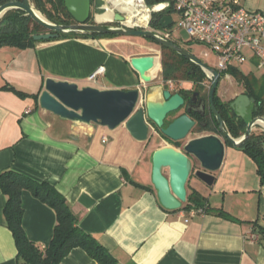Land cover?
<instances>
[{"label":"crops","instance_id":"0c3cea01","mask_svg":"<svg viewBox=\"0 0 264 264\" xmlns=\"http://www.w3.org/2000/svg\"><path fill=\"white\" fill-rule=\"evenodd\" d=\"M101 1L92 5L94 20L108 23L112 10L106 13L107 4ZM243 4L264 10V0H243ZM119 43L117 38L97 36L42 40L27 48L0 47V171L12 168L54 185L80 216V226L118 264H264L262 235L258 241L250 239L253 230L264 231V184L257 162L246 152L226 144L214 185L194 181L192 191L205 198L207 212L191 216L186 208L165 209L152 184L153 152L168 144L180 146L157 135L138 141L124 125L111 130L75 123L41 107L39 94L47 78L81 88H140L162 94L165 83L149 88L130 65L132 57L144 54H130ZM249 62L256 65L253 59ZM101 67L104 70L92 78ZM159 70L155 64L144 75L154 78ZM258 78L264 80V74ZM227 79L233 81L229 74L222 77L219 98L223 102L244 92L238 80L224 88ZM180 83L175 87H188ZM237 85L243 90L233 94ZM257 131L264 129L257 125L253 132ZM209 133L216 132H195L190 138ZM6 200L0 188V264H18L15 239L4 215ZM23 206L28 236L47 245L56 224L55 211L30 191L23 194ZM218 210L232 219L218 215ZM61 264L98 262L75 248Z\"/></svg>","mask_w":264,"mask_h":264},{"label":"water","instance_id":"95a60500","mask_svg":"<svg viewBox=\"0 0 264 264\" xmlns=\"http://www.w3.org/2000/svg\"><path fill=\"white\" fill-rule=\"evenodd\" d=\"M65 6L75 20L73 24H56L42 18L31 4L12 1L0 6V19L10 10L20 9L34 22L48 32L37 34V41L59 38L68 33L111 34L118 36H139L153 39L159 45L169 48L186 57L204 72L212 84L209 98L211 111L216 117L218 131L190 138L197 121L191 116V110L177 116L168 126L169 115L178 112L186 105L181 93L166 88L162 94L155 91L144 93L140 88L130 90H101L92 86L80 87L77 83L47 78L44 90L39 94L42 108L53 112L62 119L75 123L96 124L111 130L124 125L138 141H150L153 135L166 138L180 144L177 148L171 144L156 149L152 154V184L157 191L161 205L167 210H178L187 202V183L192 175L199 182L213 186L215 173L222 167L226 144L239 148L252 135L254 128L260 125L264 129V117L255 116L258 111L256 100L245 93L237 95L230 102V109L236 117L247 123L246 132L236 138L230 133L223 116L215 104V94L221 82V73L215 67L202 62L197 56L153 30L132 28L123 24L125 17L117 12L115 22L88 23L92 14L93 0H64ZM172 18L164 16L160 20L162 28H169ZM155 55L134 56L131 67L140 74L145 83L154 78H146L147 68L155 65ZM249 116V117H248ZM207 128V124H200Z\"/></svg>","mask_w":264,"mask_h":264},{"label":"trees","instance_id":"16d2710c","mask_svg":"<svg viewBox=\"0 0 264 264\" xmlns=\"http://www.w3.org/2000/svg\"><path fill=\"white\" fill-rule=\"evenodd\" d=\"M22 2L30 4L33 2L39 10L53 23L56 24H73L75 20L68 12L64 0H0V6L7 2ZM97 0H93V5ZM100 2V0H99ZM171 13L169 10L155 14L152 26L160 27L159 23L164 14ZM88 23H95L92 12ZM117 24V23H116ZM48 32L32 20V18L20 9L8 11L0 20V47L11 45L18 48H27L34 45L37 40L34 36ZM111 36V34H94V33H68L61 34L59 38H95L97 36ZM174 42L172 39H170ZM42 41V40H41ZM176 43V42H174ZM162 76L165 87L168 88L170 81L179 85L182 80H194L207 78L204 70L177 52L162 46ZM197 71V75L193 72ZM238 80L245 94L255 98L258 111L255 116L264 115V80L253 74H243L237 69H231L228 72ZM225 74V73H224ZM198 76V77H197ZM223 73H221V79ZM14 90V88H11ZM16 91V90H14ZM186 94L183 88H176L174 93ZM20 96H26L25 93L17 91ZM38 98V95H36ZM220 98L215 95V104L220 114L223 116L225 123L232 134L238 138L242 136L247 129V123L243 119L236 117L230 109V102L220 103ZM179 112L169 115L168 126L178 115ZM197 119L199 118L196 116ZM213 122L206 129L208 131H218L216 117L212 114ZM200 119V118H199ZM204 131L201 127H196L193 132ZM180 146L179 143L174 142ZM239 149L250 155L258 164V172L262 183L264 184V132H253ZM0 188L6 196V205L4 215L6 225L12 232L16 247L18 264H61L62 260L75 248L85 250L98 264H118L116 257L105 248L98 239L91 233L87 232L80 226V216L77 215L67 198L51 183L47 181H38L28 175L18 172L12 168H6L0 171ZM30 191L32 194L50 206L56 213V224L53 236L47 245H41L33 241L27 234L24 227L25 210L23 206V194ZM205 206V198L196 190L188 193L187 202L180 208L189 209L191 206ZM178 209V210H180ZM175 210V211H178ZM218 215L232 219L224 210H218ZM262 239L264 231L259 230Z\"/></svg>","mask_w":264,"mask_h":264},{"label":"built area","instance_id":"2783aa9c","mask_svg":"<svg viewBox=\"0 0 264 264\" xmlns=\"http://www.w3.org/2000/svg\"><path fill=\"white\" fill-rule=\"evenodd\" d=\"M103 1L107 4L106 13L112 10L111 17L106 20L108 23L116 24L115 14L119 12L125 17V26L150 29L170 40V27L162 30L161 26H152L155 14L169 10L171 13L164 16L172 18V25L175 23L173 14H177L178 27L185 29L191 40L207 46L215 54V68L220 73L228 75L229 70H239L240 65L251 59L264 73V10L248 9L243 0H125L128 7L132 5L139 9L136 16L130 10L116 7L114 0ZM141 16L146 17L145 23L136 21ZM103 70V67L99 68L92 78ZM190 206L188 213L191 216L207 212L206 206ZM250 239L258 241L261 235L253 230Z\"/></svg>","mask_w":264,"mask_h":264},{"label":"rangeland","instance_id":"374dc122","mask_svg":"<svg viewBox=\"0 0 264 264\" xmlns=\"http://www.w3.org/2000/svg\"><path fill=\"white\" fill-rule=\"evenodd\" d=\"M101 2H103V1H101ZM30 4L33 5L37 11H39L41 14H43V12L41 10L36 8V6H35V4L33 2H31ZM44 17H46V16L44 15ZM173 19L175 20V23H174V25H172L169 28V31H171V39L174 42H176V44H178L179 46L185 48L186 50H188L189 52H191L192 54L197 56L202 62L206 63L207 65H209L211 67H216V56H215V54L207 46H205L203 44L196 43L193 40H191V37L189 36L187 31L185 29H182V28L178 27V22H177L178 16H177V14H173ZM161 29L164 30V28H161ZM109 37L110 38H117L118 40H120V43H119L120 46H118V45L117 46L122 48V49H127L130 54H136L137 53V54L155 55V56H157L159 60L156 61L155 64H157V66L160 67V70L157 73V77L152 82L147 83V84H148L149 88H153L154 89L158 85H160L161 83H164V79H163V76H162V56H163V51H162V48L159 46V44L156 41H154L153 39H150V38L139 37V36H118L117 35L116 37H111V36H109ZM239 68L245 74L253 73V74L256 75V77H262L263 74H264L252 62H247L245 64H242V65L239 66ZM226 75L227 74L223 73L224 77H226ZM231 79L233 81H229L227 79L228 84L224 85V88H229V85L231 83L238 84L236 82V78L234 76L231 75ZM183 81L188 83V80H182L181 82H183ZM222 82H223V80H221V82H220V84L218 86L219 88H218L217 96L219 95L220 89L222 87ZM179 85H180V83H179ZM186 86H188V85H186ZM240 86L241 85H237V86L233 87L232 88V90H233L232 93L236 94L238 91L243 90V88L241 89ZM175 89H176V87H175ZM156 94H158V93L156 92ZM159 95H160V93H159ZM167 122H169V119L167 120ZM194 133L195 132H193L191 135H193ZM153 139H155V138H153ZM194 181H196V177L193 175V176H191V178L189 179V181L187 183V192L188 193L192 192V187H193L192 184L194 183Z\"/></svg>","mask_w":264,"mask_h":264},{"label":"flooded vegetation","instance_id":"af4514ba","mask_svg":"<svg viewBox=\"0 0 264 264\" xmlns=\"http://www.w3.org/2000/svg\"><path fill=\"white\" fill-rule=\"evenodd\" d=\"M159 46L162 48L161 45ZM193 73L197 75V71H194ZM187 84L188 87L183 88L187 91L186 94L184 95V97L186 98V105L183 106L179 110V112L182 111L186 113L188 110H191V116L197 121L195 128L201 127L200 126L201 123L207 124V128H208L210 123L213 122L214 120L212 117L213 113L211 111L210 98H209L210 88L212 84L208 77L202 79H199L198 77V79L188 80ZM168 88L174 92L175 84L174 83L169 84ZM217 94H218V88L215 95L217 96ZM217 97H219V95ZM230 101L231 100H225L224 103H228ZM219 102L222 103L223 101L219 100ZM196 116H198L200 119L199 118L197 119ZM207 128H204V131H206ZM153 138L155 137L153 136L152 139Z\"/></svg>","mask_w":264,"mask_h":264},{"label":"bare ground","instance_id":"6f19581e","mask_svg":"<svg viewBox=\"0 0 264 264\" xmlns=\"http://www.w3.org/2000/svg\"><path fill=\"white\" fill-rule=\"evenodd\" d=\"M124 3H125V0H114V5L116 7L120 8L121 10H130L132 13H134V16L138 15L139 9L137 7L132 6V5L128 7L127 6L128 3L127 4H124ZM36 12L40 17L44 18V15L41 14L39 11H36ZM145 20H146V17L141 16L136 21L139 23H145Z\"/></svg>","mask_w":264,"mask_h":264}]
</instances>
